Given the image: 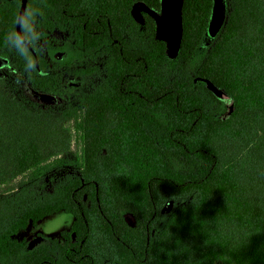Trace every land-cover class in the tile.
<instances>
[{
	"label": "trees",
	"instance_id": "1",
	"mask_svg": "<svg viewBox=\"0 0 264 264\" xmlns=\"http://www.w3.org/2000/svg\"><path fill=\"white\" fill-rule=\"evenodd\" d=\"M22 1L0 0V57L63 103L0 76V264H264V0H226L206 46L213 0H181L172 56L148 11L162 0H24L28 72L4 42ZM58 211V235L15 237Z\"/></svg>",
	"mask_w": 264,
	"mask_h": 264
},
{
	"label": "rangeland",
	"instance_id": "2",
	"mask_svg": "<svg viewBox=\"0 0 264 264\" xmlns=\"http://www.w3.org/2000/svg\"><path fill=\"white\" fill-rule=\"evenodd\" d=\"M162 0V10L159 13H156L153 10L148 9V11L154 17L157 24V34L159 37L165 39L168 43V54L172 56L175 54L178 41H179V25L175 28L170 26L169 20L166 18L165 9L163 6ZM24 7V0L22 1L21 10ZM141 9H146L142 4H135L133 7V14L135 17L139 18V11ZM226 11V0H213V10L211 13V18L209 21L208 29L205 33L203 39V45L206 46L212 40L213 35L216 33L220 27L224 14ZM0 76H3L5 79L6 87L8 91L18 97H24L32 101H37L42 105H50L63 103V101H58V99L50 98L44 94L35 92L28 82L26 81L23 75L18 74L16 71L12 70L4 58L0 57ZM64 79L71 80L70 82L75 83L77 87H82V85L89 84L92 80L89 78L79 79L74 78L72 74L68 71L64 72ZM209 89H211L217 96H219L225 104V112L222 114V117H226L232 109V103L229 98L219 89L214 88L210 84H206ZM71 101V100H70ZM65 103V102H64ZM75 140V139H74ZM79 143H74L71 151L68 152L66 156L69 158H74L76 151L79 149ZM56 171L66 172L75 170V164L73 160L68 162L58 168ZM130 221V218L127 217ZM72 217L70 214L63 211H58L50 215L45 216L40 219L35 225H28L25 229L19 231L15 234L17 238H26L29 241V247L33 246L36 243H39L44 240L43 235L45 236H55L58 235L59 231L62 229L68 228Z\"/></svg>",
	"mask_w": 264,
	"mask_h": 264
},
{
	"label": "clouds",
	"instance_id": "3",
	"mask_svg": "<svg viewBox=\"0 0 264 264\" xmlns=\"http://www.w3.org/2000/svg\"><path fill=\"white\" fill-rule=\"evenodd\" d=\"M39 15V10L31 7L17 12L14 23L18 30L14 29L4 37L5 44L22 59L25 72L34 69L29 49L35 47L41 39L37 20Z\"/></svg>",
	"mask_w": 264,
	"mask_h": 264
},
{
	"label": "water",
	"instance_id": "4",
	"mask_svg": "<svg viewBox=\"0 0 264 264\" xmlns=\"http://www.w3.org/2000/svg\"><path fill=\"white\" fill-rule=\"evenodd\" d=\"M180 5L181 0H164L166 18L169 20L170 26L175 28L180 22Z\"/></svg>",
	"mask_w": 264,
	"mask_h": 264
}]
</instances>
